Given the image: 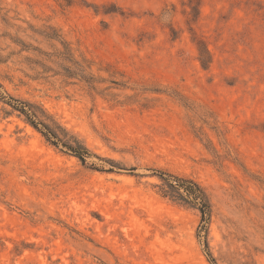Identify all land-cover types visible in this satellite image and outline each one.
<instances>
[{"label": "rangeland", "instance_id": "374dc122", "mask_svg": "<svg viewBox=\"0 0 264 264\" xmlns=\"http://www.w3.org/2000/svg\"><path fill=\"white\" fill-rule=\"evenodd\" d=\"M0 86L104 170L0 103V264H210L161 172L219 264H264V0H0Z\"/></svg>", "mask_w": 264, "mask_h": 264}, {"label": "trees", "instance_id": "16d2710c", "mask_svg": "<svg viewBox=\"0 0 264 264\" xmlns=\"http://www.w3.org/2000/svg\"><path fill=\"white\" fill-rule=\"evenodd\" d=\"M203 65H206V63L203 62ZM0 103L9 108V111H5L7 116L16 115L22 118L24 122L38 132L51 147L65 155L76 158L84 166H89L93 170L104 171L95 165H89L88 161L97 156L88 148L81 138L63 127L40 105L14 97H9L7 100L1 91ZM112 164L115 163L112 162ZM112 166L115 167V165ZM118 169L129 170L126 168ZM108 172H114V169H109ZM159 178L162 182L160 185V194L163 198L169 199L181 206L197 210L200 213L201 224L199 226L198 237L200 240L205 239V246L208 251L207 256L210 264H219L212 255L207 241L209 232L208 227L212 218L213 207L206 189L191 178L170 173L161 172Z\"/></svg>", "mask_w": 264, "mask_h": 264}]
</instances>
